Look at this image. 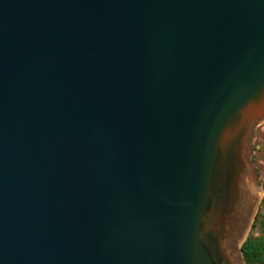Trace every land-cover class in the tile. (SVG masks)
Masks as SVG:
<instances>
[{
	"label": "water",
	"instance_id": "95a60500",
	"mask_svg": "<svg viewBox=\"0 0 264 264\" xmlns=\"http://www.w3.org/2000/svg\"><path fill=\"white\" fill-rule=\"evenodd\" d=\"M263 123L264 0H0V264H246Z\"/></svg>",
	"mask_w": 264,
	"mask_h": 264
},
{
	"label": "rangeland",
	"instance_id": "374dc122",
	"mask_svg": "<svg viewBox=\"0 0 264 264\" xmlns=\"http://www.w3.org/2000/svg\"><path fill=\"white\" fill-rule=\"evenodd\" d=\"M255 134L252 160L259 171L262 197L247 238L249 236L258 237L264 234V123L256 128Z\"/></svg>",
	"mask_w": 264,
	"mask_h": 264
},
{
	"label": "trees",
	"instance_id": "16d2710c",
	"mask_svg": "<svg viewBox=\"0 0 264 264\" xmlns=\"http://www.w3.org/2000/svg\"><path fill=\"white\" fill-rule=\"evenodd\" d=\"M246 264H264V234L249 236L241 246Z\"/></svg>",
	"mask_w": 264,
	"mask_h": 264
},
{
	"label": "bare ground",
	"instance_id": "6f19581e",
	"mask_svg": "<svg viewBox=\"0 0 264 264\" xmlns=\"http://www.w3.org/2000/svg\"><path fill=\"white\" fill-rule=\"evenodd\" d=\"M262 197V196H261Z\"/></svg>",
	"mask_w": 264,
	"mask_h": 264
}]
</instances>
